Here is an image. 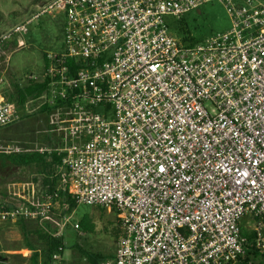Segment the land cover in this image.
I'll list each match as a JSON object with an SVG mask.
<instances>
[{
    "label": "built area",
    "instance_id": "2783aa9c",
    "mask_svg": "<svg viewBox=\"0 0 264 264\" xmlns=\"http://www.w3.org/2000/svg\"><path fill=\"white\" fill-rule=\"evenodd\" d=\"M213 2L232 28L178 40L171 24ZM42 13L66 19L40 98L56 144L39 151L65 157L63 173L54 194L32 185L24 203L0 202V223H55L63 191L120 213L122 234L104 264L264 255V0H52ZM27 33L21 25L3 39ZM20 119L0 98V130ZM0 264L13 263L0 251Z\"/></svg>",
    "mask_w": 264,
    "mask_h": 264
},
{
    "label": "rangeland",
    "instance_id": "374dc122",
    "mask_svg": "<svg viewBox=\"0 0 264 264\" xmlns=\"http://www.w3.org/2000/svg\"><path fill=\"white\" fill-rule=\"evenodd\" d=\"M51 1L0 0V37L10 33L15 25H24L30 31L27 38H23L24 46L20 48L12 41L0 40V96L14 105L15 86L23 84L30 77L40 78L46 67L44 56L63 48L65 16L42 13L43 8ZM35 15L38 16L34 18ZM173 24L171 29L175 34ZM183 24L197 40L223 34L232 28L229 13L220 2L206 4L189 13L184 16ZM175 37L181 40L180 36ZM40 103V99L31 100L28 104L30 111L37 112L36 108ZM41 119V116L31 113L14 126L0 130V152H27L45 146L44 138L38 135L39 130L46 128V122L41 124ZM41 135L44 137V134ZM52 172L55 173L56 170ZM44 176L42 169L37 165L9 166L0 171V202L24 203L22 197H33L30 190L32 185L42 188ZM52 214L56 222L46 223L47 230L53 234L62 232L67 246L65 255L52 259V264H89L79 251L74 249L75 245L89 253L107 257L101 264L113 258L117 241L122 234L120 213L115 208L110 210L107 207L77 205L76 209L71 211L68 205L60 204ZM68 220L70 223L79 224L80 230H73L69 224L66 225ZM20 224L6 223L0 229V251L8 256L13 264L21 258L31 256L29 246L42 251V245L37 240L26 239V236L24 238L25 231ZM253 227L254 222L250 218L244 219L243 229L246 234H251L250 228ZM251 254L252 256L246 254L236 264H264V257ZM40 259L44 261V253Z\"/></svg>",
    "mask_w": 264,
    "mask_h": 264
},
{
    "label": "trees",
    "instance_id": "16d2710c",
    "mask_svg": "<svg viewBox=\"0 0 264 264\" xmlns=\"http://www.w3.org/2000/svg\"><path fill=\"white\" fill-rule=\"evenodd\" d=\"M184 19V18H183ZM183 19L173 24V29L175 31V35L181 37V40L185 44H196L203 40H197L192 37L190 32L187 31L183 24ZM74 64V63H73ZM47 66V64H46ZM50 81L48 78L44 80V82L39 83L37 81H29L25 86L16 85L15 86V95L14 98L16 100V107L18 109L24 108L31 100L39 99L42 97L49 89ZM50 109L48 106L42 108V112L48 113ZM58 154L49 155L48 153H40V152H0V171L6 170L9 166L23 167V166H31L37 165L43 171L44 179H43V187L47 190L46 192L50 194L56 193V185L61 181L60 175L58 177L54 176V172L57 166H63V159ZM48 159H51V163H48ZM49 180H52L49 181ZM56 188V189H55ZM59 204L62 206L68 205L70 210H74L77 207V203L68 196L67 193L60 191L59 198L57 199ZM20 223V222H19ZM36 236L37 241L42 245V251L39 252L37 249H34L33 246H29L30 250L33 252L32 256L28 259H20V261L16 262V264H50L52 257L55 254H59L63 256L67 251V246L65 243V239L63 237H57L52 235L51 233L38 229L33 233ZM243 235L246 237H250V234H246L243 229ZM26 238L28 235H25ZM74 249L78 250L80 255L87 260L89 264H101V262L107 258L102 254H92L88 251L82 249L78 245L74 246ZM250 249V248H249ZM45 254V259L42 261L41 255ZM256 254L258 257L264 255H260L259 252L255 250H249L246 254L252 256V254ZM240 259L239 261H241ZM244 264H249L245 262Z\"/></svg>",
    "mask_w": 264,
    "mask_h": 264
},
{
    "label": "crops",
    "instance_id": "0c3cea01",
    "mask_svg": "<svg viewBox=\"0 0 264 264\" xmlns=\"http://www.w3.org/2000/svg\"><path fill=\"white\" fill-rule=\"evenodd\" d=\"M36 16H38V15H35V16H33L34 18L36 17ZM32 17V18H33ZM18 26H20V25H15L10 31H12L13 29H15L16 27H18ZM29 33H30V31H28V33H27V35H24L23 37H21V36H19V35H17V36H14L13 38H11V39H9V40H4L3 39V37L1 36L0 37V40H2L3 42H9V41H12V43L13 44H15V45H17L19 48H20V46H19V41H21V40H23V38L24 37H26L27 38V36L29 35ZM5 34V33H4ZM56 52H58V51H56ZM55 53V52H54ZM44 60H45V62H46V64H47V66L44 68V73H43V75H41V77L40 78H33V77H30L29 79H27V81H25V82H23V84H20L21 86H25L26 84H28L29 83V81H37V82H39V83H42V82H44V80L47 78L46 77V70H47V68H48V60H47V54H46V56H44ZM1 97V96H0ZM1 98H3V97H1ZM41 98V97H40ZM39 98V99H40ZM29 104V103H28ZM28 104L24 107V108H20V109H18L19 110V112H20V115H21V119L22 118H24L25 116H26V118H27V116L29 115V114H35L36 116H38V117H40L41 116V120H40V123L42 124H44V122H46V125H45V127L46 128H43V129H41V130H39V132H38V135H40V137H42V139L44 138V140H45V143H46V145L45 146H43V147H40V148H38V149H35V150H33V149H31V150H29V151H27V152H40L39 150L40 149H42V148H47V149H51V148H53L54 146H55V144H56V139H54V138H52L49 134H47L46 133V130H47V128H48V120H49V118H48V115H47V113H44V112H42V107H40L41 105L39 104L38 105V107L36 108V111L37 112H35V111H30V108H29V106H28ZM38 114H41V115H38ZM21 119L18 121V122H20L21 121ZM47 119V120H46ZM17 122V123H18ZM17 123H15V124H17ZM15 124H13L12 126H14ZM9 127H11V126H9ZM7 128V127H6ZM4 129V128H3ZM2 130V129H1ZM41 134H44V137H43V135H41ZM41 153V152H40ZM50 155V154H49ZM48 161V163H51V159H48L47 160ZM62 173H63V169H62V167H58L57 166V168H56V172H55V174H54V176L55 177H58L59 175H60V177H61V175H62ZM59 185H60V183H58L57 185H56V187L58 188L59 187ZM42 188L45 190V191H47L43 186H42ZM56 189V188H55ZM58 207H60V204L58 203V205H57ZM55 210V209H54ZM21 224H20V223ZM7 223H9V222H7ZM16 223H19L20 224V226H21V228H22V230H24L25 232H24V238H25V235H28V237L26 238V239H31V238H33V239H35V240H37V238H36V236H34L33 235V233L36 231V230H38V229H43V230H45V231H47V232H49L48 230H47V225H46V223H41L40 221H38V220H34V219H25V220H21V221H18V222H16ZM15 223V224H16ZM3 224H6V223H0V229H2V226H3ZM10 224H14V223H10ZM72 229V228H71ZM74 230V229H73ZM0 233H2V230L0 231ZM50 233V232H49ZM52 235H54V236H57V237H62L63 235H62V232H58V233H56V234H53V233H51ZM27 250H29V248H26ZM116 250V249H115ZM29 251H31V250H29ZM32 251H31V256H32ZM115 254V253H114ZM65 255V254H64ZM63 255V256H64ZM31 256H29V257H27L25 260H28ZM113 257H114V255H113Z\"/></svg>",
    "mask_w": 264,
    "mask_h": 264
}]
</instances>
